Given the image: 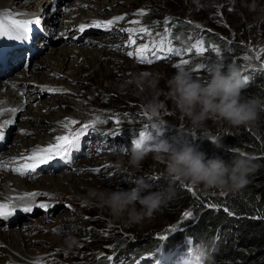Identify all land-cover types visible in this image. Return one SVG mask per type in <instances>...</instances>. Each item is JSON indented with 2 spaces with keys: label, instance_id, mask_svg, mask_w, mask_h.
<instances>
[{
  "label": "rangeland",
  "instance_id": "1",
  "mask_svg": "<svg viewBox=\"0 0 264 264\" xmlns=\"http://www.w3.org/2000/svg\"><path fill=\"white\" fill-rule=\"evenodd\" d=\"M12 1L15 0H0V8H4L0 11V16L8 25L5 27L10 29L8 24L10 19L30 22L29 27L42 33V37H39L36 43L32 39L31 43L34 45H29L30 53L38 52L37 57L30 59V64L26 62L22 68H16L14 73L4 79H12L15 74L16 78L21 80L9 87L10 93L8 88L1 92L3 96L10 94L15 103L20 104L13 110L9 108L13 118L7 119L3 125L0 124V131L4 133V138L0 140V144L3 143L0 152L10 155L11 169H20L25 163H31L25 159L28 156L22 155L23 152H19L20 155L16 154L18 153L16 151L12 152L14 147L20 146L17 142L13 143L15 138L24 136V139H28L27 136L36 132L28 129L51 125L49 113L59 116L58 112L64 108L62 101L66 98H72L75 107L79 104L86 106L84 109L81 108V111H77L78 113L69 112L64 115V120H67L70 126L66 135L80 132L84 124H89L96 130L93 131L92 127L85 130L82 136H86L89 147H86L80 155L75 152L67 170L53 171L54 173L50 175L36 172L25 173L22 176L18 171L9 172L6 166L2 167L6 159L2 160L0 156L1 177L8 176L11 179L31 182L27 186L20 187V194L25 196L11 195L12 197L4 201V204L9 209L17 198L24 206L34 203L32 208L41 210L33 216H18L14 221L6 223L0 218V230L5 233L20 231L25 238L28 237L26 248L30 254L19 257L13 251H8L6 254L0 252V264H99L102 261L106 264H118L125 253L131 258L127 260L128 263H133L143 255H150L161 245L163 247L160 250L164 253H171L172 250L181 252L187 247L198 256V259L195 256L189 262L186 259L188 255L183 254L180 257L184 260L182 264L216 263L212 258L209 261L205 259L206 247L201 248V244L196 246L186 234L187 227L184 229L180 224L186 221L183 216L185 212L192 213L189 221L196 220L197 206L204 201L214 205L211 203L213 196L220 198L225 191L215 187H205L202 184L193 186L188 181L181 182L170 177L167 173L166 154L159 153L164 159H157L158 153L154 144L166 140L177 148L192 146L204 153L206 152L202 147L207 145L211 151L222 149L225 152L240 153L213 138L211 132L213 127H216L217 120L208 119L202 126L194 128L187 118L182 117L167 96L169 91L167 81L180 68L191 71L195 78L206 79L209 68L220 63L225 67L235 66L240 71L242 79L245 76H255L254 93L263 97L264 85L261 81L264 79V69L260 66L264 64V0H42L45 4L28 10H11L9 5ZM112 7L114 9H111ZM97 12H106L110 19H99L95 15ZM50 18L55 21L53 24L48 22ZM78 18L80 20L77 22ZM118 18L124 19L125 23ZM110 20L113 23L107 26L109 33L100 35L98 31H91L98 29L105 32L104 27L97 28L91 25L96 22L107 25ZM82 25L88 26L84 32L79 31ZM87 30L92 33H86L89 32ZM105 35L116 42L113 47L101 43L99 39L106 37ZM208 35L215 36L219 44L208 42L206 40ZM78 36L80 39H76ZM164 36L169 37L171 46L179 50L180 54L166 55L158 52L161 59L157 60L153 57V52L156 51L154 45ZM1 41L7 44L11 40L7 36H0V43ZM45 44H49L50 47L47 48ZM144 45H148L149 50L143 55L152 59L151 64L141 63L137 59L141 54L138 49ZM226 46V49H222ZM61 48L63 50L55 57L52 51ZM83 48L97 52L106 50L115 56L113 61L117 69L113 68V64L109 66L113 68L112 77L114 81L121 82L125 87L122 89H128L127 93L105 90L101 83L89 85L87 81L89 73L79 74L78 79L70 78L71 73L83 60L79 56L78 63L76 62V56L80 49L84 50ZM200 48L203 52L198 51ZM129 52L133 53L131 57L128 55ZM49 53L55 58L51 59V62L47 60ZM245 57L248 59L245 60ZM183 60H187L188 63L182 64ZM34 74L39 75L43 80L34 79ZM144 74H148L149 79L157 81L155 88L145 83L141 90L137 83L131 82L130 77H135L137 81ZM125 78L129 79L123 81ZM81 92H86L89 98L92 97L93 102L91 103L86 97L80 98ZM153 99L163 104L157 116H150L144 111V105ZM97 120L104 122L94 123ZM73 121L76 123L73 124ZM225 124V132L230 134L229 124L227 122ZM237 128L249 136L252 135L249 125ZM141 131H146L154 137L155 133L160 131L161 135L155 137L152 143H145L144 147L148 151H143L144 158L139 167H135L130 163V157L134 149L133 140L139 139ZM115 132H119V135L111 134ZM45 133L48 134L47 131ZM104 133L109 135L105 136ZM59 136L56 135L55 138ZM57 144V139H54L50 145ZM82 148L80 142V149ZM40 150H37V153ZM85 162H91V165L87 166ZM97 169L99 171H94ZM71 174L82 176V181L87 185L92 186L97 183L96 187L100 191L129 189L135 187V182L139 179L143 180L152 191L166 192L171 189L174 194L151 217L130 224L126 215L119 219L114 218L106 207L100 206L98 201L76 205L74 203H77L79 197L68 192L66 197L63 196L66 199H62L60 193L46 189L47 186L43 183L40 184L43 177L57 179ZM189 185L194 188L195 196L188 193L184 187ZM30 194H36L33 196L34 199L28 203L23 202L21 198L30 197ZM41 204L48 205L47 210L39 207ZM57 205L61 209L55 211ZM214 206L207 208H219ZM53 207L54 209L50 211ZM137 207L139 208V205ZM16 209L12 212L13 218L17 214L31 213L24 212L19 206ZM222 211L225 212L223 208ZM58 217H60L59 222H57ZM20 218L27 220L17 223ZM173 228L182 230L171 232ZM28 229L31 232L27 233ZM184 232L186 235L180 236ZM69 235L77 241L70 250L65 243ZM161 235L168 238L160 241L158 237ZM178 237L182 238L177 241ZM48 240H53L54 244L44 245ZM149 241L150 248L147 247V250L140 252L136 250L137 244L146 245ZM169 241L167 245L166 242ZM4 248L7 250V246L0 240V251ZM108 257H112V260L110 261Z\"/></svg>",
  "mask_w": 264,
  "mask_h": 264
},
{
  "label": "clouds",
  "instance_id": "2",
  "mask_svg": "<svg viewBox=\"0 0 264 264\" xmlns=\"http://www.w3.org/2000/svg\"><path fill=\"white\" fill-rule=\"evenodd\" d=\"M208 72L206 79H199L191 71L180 68L167 81V96L181 116L187 118L194 128L202 126L208 119L224 121L235 127L253 122L257 118L260 101L242 96L245 85L240 71L235 66L225 67L217 63ZM136 83L143 90L145 83L155 88L157 81L144 74ZM162 108L163 104L156 99L144 105V111L150 116H157ZM157 153V159H164L159 153L166 154L170 177L181 182L188 181L193 186L202 184L226 191L244 188L249 183V177L260 168L249 157L241 156L225 162L219 157L208 158L206 153L192 146L177 148L166 140L159 143ZM143 158V151L133 149L130 163L139 167ZM173 194L171 189L166 192L152 191L143 180L138 179L135 187L129 189H90L84 202L90 203L94 199L101 207H106L114 218L126 215L128 223L136 224L151 217ZM65 243L70 250L77 241L69 235Z\"/></svg>",
  "mask_w": 264,
  "mask_h": 264
},
{
  "label": "bare ground",
  "instance_id": "3",
  "mask_svg": "<svg viewBox=\"0 0 264 264\" xmlns=\"http://www.w3.org/2000/svg\"><path fill=\"white\" fill-rule=\"evenodd\" d=\"M40 4H45V1L39 0V1L23 2L22 0H15V1H12L10 3L9 8H11V10H15V9H26V10H28V9H32V8L36 9ZM3 9L4 8L1 7L0 11L3 10ZM111 9H114V8L112 7ZM78 11H81V10H78ZM3 12H5V11H3ZM95 15L99 19H103V20L104 19L105 20L110 19L106 12H97ZM106 16L108 17L107 19H106ZM51 19L52 18H50L48 20V22L50 24H53V22H55V21H52ZM79 20L80 19L78 18L77 22ZM123 21H124V19H121V22H123ZM0 22H2L5 25H7L5 23L4 18H2V16H0ZM123 23H125V22H123ZM107 30H105V32H103V31H100L98 29H92L91 31H98L100 33V35H102L103 33H109ZM84 31H86V30H84ZM87 31H89V30H87ZM91 31L86 32V33L90 34V33H92ZM41 34L42 33H39L38 31H36V29L30 28V32L28 33V38L25 41L24 40H11L7 44H5L6 43L5 41H1V43H0L1 44V46H0V54L1 55H2V53L5 54V58L9 57V59L7 60L6 70L5 71H0V124H2V125L7 119H12L13 118L12 117V113H11L12 111L9 112L10 111L9 108H11L13 110L16 107H18V105H20V104L15 103L13 98H11L10 94L8 96H3L1 94V92L3 90L6 91L5 88H8V93H10L9 87L12 86L15 82H21V80L16 78L15 74H14L15 77H12V79H7V80H4V79L8 78L10 74L14 73V70L16 68H22L23 65L26 64V62L30 64L31 63L30 61L32 59H34L35 57H37V55H38L37 53L38 52L33 53V54L30 53V50H31L30 48L31 47L29 45L33 44V43H31L32 39L36 43V40L39 37H42ZM79 37L80 36H78L76 39H78ZM108 37H110V36H106V37H104L102 39H99V40H101L102 44L109 45L110 47H113V45L116 44V42L113 41V40H110ZM16 41L18 43H16ZM8 44H9V46H8ZM45 45H46L47 48L50 47L49 44H45ZM61 50H63V48H61L59 50H53L52 54L56 57V55L58 53L60 54ZM64 52L67 53L66 51H64ZM53 55H51L49 53V55L47 57L48 62H51L52 61L51 59H53V60L55 59V58L52 57ZM79 56H81V58L83 59L82 60L83 62L81 61L78 64L79 66L74 69V71L71 73L70 78L78 79L79 78L78 77L79 74L81 75L83 73H89V78L87 79L89 85L93 86L96 83H99V84L101 83L102 86H103V89H105V90H110V91H114L115 90V91H120L122 93L123 92L127 93L128 89H122V88H125V87L121 84V82L114 81V78L112 77V75H113L112 74V69L114 68L116 70L117 66L114 65L113 59H115V56L111 52H107L106 50H104L102 52H97L96 50H89V49L88 50H86V49L81 50L80 49L79 53L76 56L77 57L76 58V62L77 63H78ZM11 60H13V61L11 62ZM27 60L28 61L30 60V61L28 62ZM112 64H113V68H110L109 66H111ZM23 75L25 76V74H23ZM33 76H34V79H38V80L42 79L37 74H34ZM130 78H132V79H130L131 82L136 83L135 77L134 78L130 77ZM127 79H129V78H125L123 81H127ZM46 80H47V78H46ZM80 96H78V97H80L82 99H84L86 97L91 103L93 102L92 97L89 98L90 96L88 97L86 92H81ZM5 98H7V99H5ZM62 104H63L64 108H63V110L58 112V113H60L59 116H56L53 113H49L51 125L45 126V127L43 126V127L28 129L29 131H36L35 133L27 136V137H29L28 139L27 138L24 139V136L21 137V138L20 137H16L15 141H13V143L17 142V144H20V146L18 148L14 147L12 149V152L13 151L18 152L16 154H19V152H23V154H22L23 156H31L33 153H37V150L50 146L52 141H54V139L57 138V137L55 138L56 135L57 136L58 135H60V136L66 135V133L69 131V127L70 126H69L68 121L64 120V115L66 113H69V112H73L74 113V112H77V111H81L80 109L81 108L84 109V108H86V106H84L83 104L82 105L79 104L77 107H75L73 99L70 98V97L66 98L65 101H62ZM11 121L12 120H9V122H11ZM52 129H54L53 131H55L56 133H53ZM63 129H65V131H63ZM45 131H47L48 134H46V133L44 134ZM37 133H41V134L38 135ZM86 135H88V133H86ZM8 137H9V134H8ZM80 142L82 143L83 148L80 149L77 152V155H80V153H83V151L85 150L86 147H89V144H87L86 136L85 137L81 136L80 137ZM7 143H8V138H7ZM2 146H3V143L0 144V148ZM21 148L24 149V150H21ZM94 155L96 156L97 153L95 152ZM0 156H2L1 157L2 160L6 159V161L2 165V167L6 166L8 168L9 172L10 171L15 172L17 170V169H13V170L11 169L10 165L12 163H11V160H10L11 159L10 155L8 153L0 152ZM84 164L87 165V166H90L91 162H85ZM70 165H71V163H66V164H64V165H62L60 167L55 168V169L48 168V169H45V170H37L36 172H38V173L40 172L39 174H49L50 175V174H52V173H54L56 171L67 170L68 169L67 167L70 166ZM3 177H1V175H0V204H4V201H8V199H10L12 196H19V195H21L20 197L25 196V194H20V191H19L20 187L23 186V185L27 186L31 182H28V181L23 182L21 179H11L8 176H5L4 178ZM81 177L82 176L76 175V174L63 176L62 178H57V179H50V178L43 177L41 179V181H40V184L43 183L45 186H47V188L46 187H44V188L49 189V190L53 189L51 191H53V192L57 191L58 193H60L61 196H62V199L65 198L67 196L68 192H69V193L73 194V196L79 197V199L76 201L77 203H74V204L77 205L78 203H83V204L86 205L88 203H85L84 201H85L86 198H88L89 190L90 189H95L97 191H100V189L98 187H96L98 185L97 183L95 185L93 184L92 186L85 184L82 181ZM63 196H65V197H63ZM32 199H34V197L30 195V197L22 199V201L23 202L27 201V203H28ZM93 202H96V200L93 199V200H91L90 203H93ZM32 205H34V203H30L31 207H32ZM18 206L20 208H23L24 204L23 203L21 204L20 201L16 198L15 201L13 202L12 207L11 208L9 207V209H7V210H11L12 212L14 210L16 211L17 210L16 208ZM52 209H54V207L51 208L50 211H52ZM60 209H61V207L59 205H57V207H55V211H58ZM40 211L41 210H35V209L32 208V211H31L30 214H17L14 218L11 215L10 218H8L7 220H4L5 222L3 221V223L14 221V219L16 217H18V216L30 217V216L35 215L36 213H40ZM23 220L26 221L27 218H20V219L17 220V223H19L20 221H23ZM59 221H60V217H58L57 222H59ZM30 228H31V225H30ZM18 232L19 233H17V232L5 233L4 231L0 230V240L3 242V244H5L7 246V250H6V248H4V249H1L0 252H2L3 254H6V253H8V251H13V252L17 253L19 255V257H25V256H29L30 255L27 252V248H26V246L28 245V242H27V238L28 237L25 238L24 234L20 233V231H18ZM26 232L29 233L31 231H30V229H28V231H26ZM44 240H46V239H44ZM52 241L53 240H51V241L48 240L47 242H44V245H48V244L52 245V244H54V242H52ZM24 248H25V250H23ZM170 252L171 253H165L167 255V259H166V261L163 262V264H182L184 260L182 258H180V257L183 254H187L188 255L187 259L189 260V262L191 261V259H193L195 257L194 251H191V249H189L187 247H185L184 251H181V252H179L177 250H172ZM159 256H160V252H157V249H155L150 255L149 254L148 255H143V256L137 258L134 261V264H137V262H139V264H143V263L144 264H155V260ZM192 262L194 263L195 261L193 260Z\"/></svg>",
  "mask_w": 264,
  "mask_h": 264
},
{
  "label": "trees",
  "instance_id": "4",
  "mask_svg": "<svg viewBox=\"0 0 264 264\" xmlns=\"http://www.w3.org/2000/svg\"><path fill=\"white\" fill-rule=\"evenodd\" d=\"M167 39L169 40L168 36ZM206 40L219 44L215 36L208 35ZM226 48L227 46L222 47ZM246 77L249 83L242 89V96L260 101L257 118L248 124L252 135L249 136L230 124L231 133L227 134L224 121L215 123L216 127H213L211 135L219 143L246 153L245 157H257L253 162L258 163L260 168L249 177V183L244 188L237 191L223 190L225 193L220 198L213 196L211 203L218 206V209H208L209 204L204 201L196 208V220H186L180 224L184 229L187 227L186 234L195 245L206 247L205 259H214L216 263L213 264H264V95L260 97L254 93L256 77ZM261 83L264 85V79ZM208 146L202 148L210 158L219 157L225 162H230L241 157L237 153L225 152L222 149L211 151ZM222 208L228 211L223 212ZM190 227L192 229H188ZM186 234L184 232L180 236ZM181 238L178 237L177 241ZM169 243L170 241L166 242L167 245ZM150 244V241L146 245L137 244L136 250H147ZM195 256L198 259L196 254ZM123 257L119 259L118 264H129L127 260L131 258L128 253ZM99 264L106 263L102 261Z\"/></svg>",
  "mask_w": 264,
  "mask_h": 264
},
{
  "label": "snow or ice",
  "instance_id": "5",
  "mask_svg": "<svg viewBox=\"0 0 264 264\" xmlns=\"http://www.w3.org/2000/svg\"><path fill=\"white\" fill-rule=\"evenodd\" d=\"M118 19H122V18H118ZM29 23L30 22H17L14 19H10L8 21V24L10 25V29H9L8 27H5L4 23L0 22V36H7L9 40H26L28 38V33L30 32ZM112 23L113 21L111 20L107 22V25L96 22L93 25H91V27H97V28L104 27L105 30H107V26L111 25ZM86 27L88 26L82 25L79 30L83 32ZM141 31L146 32L147 30L141 29ZM167 31L168 30L166 29L165 32ZM129 39L131 40V36H129ZM154 46L156 47V52H159V53H164L166 55H171V54L179 55L180 54L179 50L171 46V41L167 39V36L162 37L161 40L157 42ZM148 50H149L148 45H144L142 48L138 49V52L141 53L137 57L139 62L148 63V64H151L153 62L152 59H150L146 55H143V53H145ZM198 51L203 52V49L200 48L198 49ZM216 51L218 52L219 50L217 49ZM156 52L153 53V56L155 57V59L157 60L161 59V56L157 55ZM128 55L131 57L133 53L129 52ZM247 59L248 57H245V60ZM257 59H259V57H257ZM187 63H188L187 60L182 61V64L184 65H186ZM174 67H180V65H174ZM260 67L264 69V64H262ZM243 82H244V85H247L248 77L245 76L243 78ZM103 122L104 121L97 120L94 123H103ZM116 122L119 123V121H116ZM72 123L75 124L76 122L73 121ZM90 127H92L93 131L96 130L93 126L89 124H84L81 131L75 133L74 135H70V136L65 135V136L57 137L56 139L58 141V144L56 146L50 145L47 148L41 149L40 152L33 153L31 156L26 157L25 159L28 161H31V163H25L20 169H17L16 171H18L19 174L22 176L25 175V173H35L36 169L39 168L40 165L48 164L50 160L56 159L57 157H59L63 161L71 163L72 154L80 150V137L84 135L85 130L89 129ZM111 134L119 135V132H115ZM104 135L107 136L109 135V133H104ZM160 135H161L160 131H157L155 133V137H159ZM155 137L151 134H148L146 131H141L139 133V139L133 140L134 149L138 151H148V149L145 148L144 145L146 142H153L155 140ZM3 138H4V133L3 131H0V140H2ZM158 145L159 144H154V147H156V150H157ZM40 153H43V155H41ZM239 155L246 156L247 154L240 152ZM249 158L256 159L257 157L250 156ZM94 171H99V170L97 169ZM174 179H178V178H174ZM184 187H186V190L188 193H191L193 196L196 195L194 188L192 186L189 185V186H184ZM30 195L35 196L36 194H30ZM208 206L215 207L214 205H211V204H209ZM39 207L47 210L48 205L41 204L39 205ZM7 209H8L7 205L0 204V218L7 220L12 215V211L7 210ZM22 210L24 212H31L32 207L30 205H25ZM225 211H228V210L225 209ZM183 216L185 220H188L192 217V213L185 212ZM177 230H182V229L173 228L171 229V232H175ZM167 238L168 237L164 235H161L160 237H158L160 241H164ZM162 247L163 246L161 245L160 247L157 248V252H160V256L155 260V264H163V262L166 261L167 259V255L164 252H161L160 250ZM108 259L111 261L112 257H108ZM137 264H139V262H137Z\"/></svg>",
  "mask_w": 264,
  "mask_h": 264
}]
</instances>
